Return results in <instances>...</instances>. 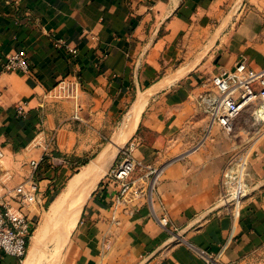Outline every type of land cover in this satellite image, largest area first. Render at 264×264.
I'll list each match as a JSON object with an SVG mask.
<instances>
[{
	"label": "crops",
	"instance_id": "1",
	"mask_svg": "<svg viewBox=\"0 0 264 264\" xmlns=\"http://www.w3.org/2000/svg\"><path fill=\"white\" fill-rule=\"evenodd\" d=\"M18 50L29 72L0 71V176L10 175L0 199L18 207L7 189L33 177L41 205L23 211L34 225L70 169L76 174L106 148L96 162L103 173L82 186L74 228L60 233L68 242L59 264H205L202 253L212 264H253L264 245V138L250 162L254 190L236 216L219 202L225 166L244 142L255 104L225 132L200 97L214 74L240 60L264 69V0H0V69ZM61 79L79 81L77 99L46 97ZM143 97L136 127L122 140ZM19 104L25 117L15 112ZM129 141L134 159L159 173L149 198L120 205L118 185L104 175ZM44 156L33 170L29 162ZM163 214L169 228L157 221ZM35 245L22 261L0 253V264L37 261Z\"/></svg>",
	"mask_w": 264,
	"mask_h": 264
},
{
	"label": "built area",
	"instance_id": "2",
	"mask_svg": "<svg viewBox=\"0 0 264 264\" xmlns=\"http://www.w3.org/2000/svg\"><path fill=\"white\" fill-rule=\"evenodd\" d=\"M63 42L58 40L56 45ZM71 54L76 53L75 48H67ZM29 61L24 50L8 53L1 62V72H29ZM214 96L202 98L205 111L209 114L210 121L217 123L225 132H230L233 120L241 111L251 104L254 105L253 115L259 122L264 123V69L253 70L247 66L244 60L238 61L232 69H222L210 79ZM79 93V81L77 79H61L46 94L49 99H77ZM19 117H25L23 105L15 107ZM48 145H45V150ZM135 142L129 141L119 153V158L111 166L104 179L118 185L115 201L120 205H127L143 196L150 197L153 185L159 173L158 168L150 165H142L133 157ZM5 155L0 150V159ZM40 160H31L29 165L33 170L39 166ZM228 161L225 166L223 177L224 188L220 198L221 205L230 203L232 212L236 216L241 201L248 193L249 181L245 180V162L239 165ZM140 170L142 175L133 179V174ZM2 172V170H1ZM10 177L8 172L0 176V183L4 184ZM147 180L145 185V180ZM7 195H13L18 207L14 208L5 198L0 199V253L6 254L22 261L28 250L29 240L33 232V224L23 211L30 206H40L38 185L33 177L15 186L12 190L7 189ZM157 221L163 228H169L170 222L165 214L156 216ZM204 255L205 264H212L211 257Z\"/></svg>",
	"mask_w": 264,
	"mask_h": 264
},
{
	"label": "rangeland",
	"instance_id": "3",
	"mask_svg": "<svg viewBox=\"0 0 264 264\" xmlns=\"http://www.w3.org/2000/svg\"><path fill=\"white\" fill-rule=\"evenodd\" d=\"M210 83V81H209ZM207 94L205 96L200 97V100L204 97H211L214 96V90L210 87V90L206 92ZM203 102V101H202ZM204 104V103H203ZM205 107V104H204ZM206 109V108H205ZM250 112V120H249V128L248 132L243 134L244 142L243 144L237 149L234 150V156L232 161L237 162L239 168V165L243 162H245V174L244 178L245 180L249 181L248 184V193L247 196L251 193L253 185L251 183V174H250V162L253 158L254 153L256 152V147L258 146L259 142L264 138V123L259 122L256 120V118L253 115L252 109L248 108V111ZM206 115L209 117V114L205 111ZM76 172V170L70 169L69 173L66 175V178L63 180L61 186H60V192L54 196L57 198L59 194L64 191L65 185L67 183V180L71 175H73ZM103 173V169H100L98 166H96V175H101ZM50 200V202H47L45 205V212L42 215V218L39 222L34 223L33 225V232L31 235V238L29 240V250L35 245L34 243V236L37 233V229L39 228L40 224L42 223L43 219L45 218L49 206L53 199ZM230 205V203H229ZM67 211V212H66ZM64 211V213L61 215L59 219L51 220L45 230V232L41 235V238L39 239L38 243L35 245L36 247V257L37 262L36 264H59V259L61 257V254L64 253L68 238L65 239L60 238V233L63 232V227L66 224V219L69 216V210ZM61 240V241H60ZM25 259V258H24ZM23 259V260H24ZM253 264H264V245L259 246L255 250V259Z\"/></svg>",
	"mask_w": 264,
	"mask_h": 264
},
{
	"label": "bare ground",
	"instance_id": "4",
	"mask_svg": "<svg viewBox=\"0 0 264 264\" xmlns=\"http://www.w3.org/2000/svg\"><path fill=\"white\" fill-rule=\"evenodd\" d=\"M146 97H143L141 101L136 105V107L129 112L127 115L128 119L126 121L125 130L122 136V140L127 138L134 131L139 114L144 106ZM118 136V135H117ZM120 137V136H118ZM110 146V145H109ZM115 148V147H114ZM106 148L101 154L97 157V159L84 166L79 172L74 174L68 181V185L66 186L63 193H61L51 204L50 211L47 214V218L53 220L54 217H57L58 214L63 211L69 210V216L66 219V224L63 227V232L68 234L74 228L76 221L78 219L80 209H77L78 205L82 202L84 198V190L86 185L82 187L85 183V180L88 176H91L93 172L96 171V162H99L105 156ZM106 163V162H105ZM79 191V192H78ZM75 192H78L76 196H73ZM67 212V211H66ZM61 215V214H60ZM59 216L58 218H60ZM62 234V233H61ZM37 261H33L32 256H29L25 260V264H35Z\"/></svg>",
	"mask_w": 264,
	"mask_h": 264
},
{
	"label": "trees",
	"instance_id": "5",
	"mask_svg": "<svg viewBox=\"0 0 264 264\" xmlns=\"http://www.w3.org/2000/svg\"><path fill=\"white\" fill-rule=\"evenodd\" d=\"M45 159H46V156L43 157V160H45ZM76 171H77V170H76Z\"/></svg>",
	"mask_w": 264,
	"mask_h": 264
},
{
	"label": "water",
	"instance_id": "6",
	"mask_svg": "<svg viewBox=\"0 0 264 264\" xmlns=\"http://www.w3.org/2000/svg\"><path fill=\"white\" fill-rule=\"evenodd\" d=\"M254 189V187L252 188V190Z\"/></svg>",
	"mask_w": 264,
	"mask_h": 264
}]
</instances>
